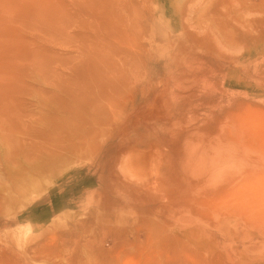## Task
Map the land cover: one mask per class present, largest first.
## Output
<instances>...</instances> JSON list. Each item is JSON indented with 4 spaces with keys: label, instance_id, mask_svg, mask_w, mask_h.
<instances>
[{
    "label": "rangeland",
    "instance_id": "rangeland-1",
    "mask_svg": "<svg viewBox=\"0 0 264 264\" xmlns=\"http://www.w3.org/2000/svg\"><path fill=\"white\" fill-rule=\"evenodd\" d=\"M0 264H264V0H0Z\"/></svg>",
    "mask_w": 264,
    "mask_h": 264
},
{
    "label": "bare ground",
    "instance_id": "bare-ground-1",
    "mask_svg": "<svg viewBox=\"0 0 264 264\" xmlns=\"http://www.w3.org/2000/svg\"><path fill=\"white\" fill-rule=\"evenodd\" d=\"M122 154L119 156V159H118L117 163L115 164L116 174L118 175V177L120 179H122L125 182L131 181V180H133V176L131 175V172H130L129 168L132 167V164H130L131 162H129L130 167H128L127 166V161H126L127 157L123 156ZM133 170H135V169H133ZM137 176H138V174H137ZM135 178H136V175H135ZM134 181H135V179H134ZM131 183H132V181H131Z\"/></svg>",
    "mask_w": 264,
    "mask_h": 264
}]
</instances>
